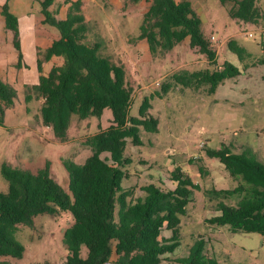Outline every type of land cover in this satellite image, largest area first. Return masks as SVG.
I'll return each instance as SVG.
<instances>
[{
  "label": "trees",
  "instance_id": "trees-1",
  "mask_svg": "<svg viewBox=\"0 0 264 264\" xmlns=\"http://www.w3.org/2000/svg\"><path fill=\"white\" fill-rule=\"evenodd\" d=\"M220 1L232 2L228 10L233 18L256 21L262 16L258 0ZM39 2L42 22L56 27L59 33L37 58L40 74L35 88L43 100V124L65 140L73 115L79 119L100 118L108 107L113 117L109 126L86 137L91 152L82 161L62 159L68 171V189L52 175L50 161L36 171L2 163L8 188L0 190V255H23L25 245L17 237L20 224H33L38 214L70 211L73 222L64 230L68 254L62 264H109L114 252L127 256L124 262L116 261L117 264H162L163 255L174 252L181 243V215L192 200L190 191L181 185L201 188V184L177 165L171 178L180 182L174 187L150 181L142 186L143 194H136V184H123L131 162L126 145L129 141L143 143L142 128L158 131L159 118L150 112L153 96L163 97L177 86L214 93L220 83L238 76L242 69L225 60L213 69L174 71L162 81L160 90L143 98L139 114L133 115L130 110L134 88L127 78L125 64L102 52L103 39L89 40L90 25L83 12V0H64L68 4L64 16H60L62 4L52 6L56 0ZM10 3L11 0H5L0 13L13 33L17 66H21L24 54L19 16ZM187 37L191 48H197L209 61H217V50L203 29L202 17L192 0H151L138 34V38L148 40L151 52H166ZM227 45L242 61L244 69L254 62L264 63V40L260 56L253 61H248L253 57L252 51L235 38H230ZM55 55L63 58L62 63L52 65L45 73L43 61ZM17 95L15 85L0 77V124H4L5 111L15 103ZM31 97V93L25 96L27 101ZM206 151L218 157L238 180L233 187L204 189L210 199H218L220 213L210 218V222L229 225L234 231L264 234V161L251 147L240 153L225 145L207 146ZM199 170L201 176L209 172L203 163ZM206 245L205 236L199 235L188 254L175 260L181 264H217L207 254ZM0 264L7 263L0 260Z\"/></svg>",
  "mask_w": 264,
  "mask_h": 264
},
{
  "label": "rangeland",
  "instance_id": "rangeland-1",
  "mask_svg": "<svg viewBox=\"0 0 264 264\" xmlns=\"http://www.w3.org/2000/svg\"><path fill=\"white\" fill-rule=\"evenodd\" d=\"M16 1L28 3V0ZM150 1L83 0L82 5L90 25L89 40L103 39L106 46H102V52L125 64L127 78L134 88L131 114L138 115L143 98L160 90L162 81L179 69H213L229 60L241 67L242 72L236 77L225 79L214 93H207L205 89L177 86L163 97L153 96L150 112L159 118V129L147 131L142 128L143 143H127L126 152L131 162L127 165L129 176L124 178L123 184H136L138 195L144 193L142 186L150 181L174 187L180 182L171 178L172 170L177 165L194 182L201 184V188L190 184L181 185L190 191L192 200L181 215V243L174 252L163 255L162 264H181L175 258L188 254L190 245L199 235L207 239V254L217 264H264V234L257 231H234L229 225L210 222V218L220 213L217 209L218 199H210L204 190L212 186L233 187L238 183L237 178L229 173L218 157L207 153V146L220 148L225 145L237 153L251 147L258 149L259 155H264V63L254 62L244 69L242 61L227 45L230 38H235L252 51L253 57L248 58V61L260 56L261 42L264 40V0L257 1L262 16L256 21L231 17L228 7L232 2L223 4L220 0H194L196 10L203 18L204 31L208 36L214 34L217 38L212 42L218 54L216 62L209 61L197 48H191L189 37L166 52L153 54L150 50L145 56L146 50L141 46L138 34ZM31 3V23L26 27L36 31L38 46L37 51H34L31 47L34 44L25 45L27 52L23 61L29 62L25 64L28 67L26 72L29 83L22 82V65L10 63L5 71L18 85V95L15 109H9L4 124H0V190L8 188V180L1 170L4 161L35 171L50 161L52 175L68 189V171L62 159L70 157L82 161L91 152L86 137L109 126L113 116L79 119L73 115L65 140L56 137L52 128L43 124V100L37 94L36 83L33 82L36 72L32 68L37 66L38 56H42L39 52H43L55 39L58 30L42 22L40 2L31 0ZM58 3L62 4L60 16H64L68 4L64 0H56L52 6ZM3 25L0 19V30ZM249 31L254 34L249 35ZM3 36L0 35L1 45L7 41L6 36ZM62 61L63 58L56 55L45 59L43 71L48 72L52 65ZM27 93L32 94L28 101L25 98ZM20 109H28L32 127L28 114ZM31 128L29 136L22 141L21 132ZM191 158L196 160L191 161ZM201 163L209 171L204 176H201L199 170ZM72 222L70 211H61L55 215L38 214L33 224L19 225L17 237L25 245L23 255H0V260L7 264H40L44 261L62 264L68 254L63 241L64 230ZM126 258V255L114 252L109 264L124 262Z\"/></svg>",
  "mask_w": 264,
  "mask_h": 264
},
{
  "label": "crops",
  "instance_id": "crops-1",
  "mask_svg": "<svg viewBox=\"0 0 264 264\" xmlns=\"http://www.w3.org/2000/svg\"><path fill=\"white\" fill-rule=\"evenodd\" d=\"M4 2H5V0H0V8H1V5ZM24 2L25 1L17 2L16 0H11L10 5H11L12 10L14 12H16L17 15L19 16L20 38H21L22 51H23V54H26V52H27L26 48H25L26 43H28L29 45L34 44L35 46L31 45V47H32V49H34V51H37V46H38L37 43L38 42L36 41V39L38 38V35H37L36 31H34V29L26 27L27 25H30V23H31V18L32 17H31L30 14L32 12L31 11L32 3H31V0H28V3H26V4ZM192 2H193V5L195 7L194 0H192ZM40 17L43 18V16H40ZM0 19L4 22V25H3V27L0 30V32H1L0 35L6 36V40H7L2 45L0 43V54H2V56L0 57V77L3 78L4 80L9 81L10 83L14 84L15 87L17 88L18 85L13 81V79L11 77L6 75L7 72H5V71H6L7 66L9 67L10 63L12 65L15 64L17 66L18 51H17V49L15 48V46L13 44V33H12L11 30H9L5 26V17H4V15L2 13H0ZM5 29H7V30H5ZM4 31H6V32H4ZM57 35H58V33H57ZM57 35L55 34L54 38H56ZM140 41H141V43H140L141 46H143V48H145V50H146V52H144V55L147 56V52L150 51L148 40L146 38H141ZM33 46H34V48H33ZM104 46H106V43L103 44V47ZM36 62H37V60H36ZM26 63H29V62H26ZM26 63L22 60L21 73H22V82H23V84L29 83L28 82L29 80H28L27 72H26V69L28 67H26V65H25ZM195 68H200V67H195ZM32 69L35 70L34 72H36L35 76H34L35 79L33 80V82L37 83L38 79H39L40 71L37 70V66L36 67L33 66ZM9 109L11 111H13L15 109L14 104L6 109L4 120L6 118V113L8 112ZM20 111L26 113V115L29 112L28 109H23V110L20 109ZM104 115H107V117H111L112 116V110L110 108H108V107L105 108V110H104V112H103V114H102V116L100 118H102ZM27 116L30 118L29 122L31 123L32 122V120H31L32 118H31L30 114H28ZM30 126L32 127L33 123H31ZM31 130H32V128L30 130L28 129V130L22 131V132H24L23 135H22V132H21L22 141H23V139H26L29 136L28 132L31 131ZM27 149H28V146H27ZM257 150L253 149V151L256 153L258 158H260L262 161H264V155L261 154V151H260L261 155H259Z\"/></svg>",
  "mask_w": 264,
  "mask_h": 264
},
{
  "label": "built area",
  "instance_id": "built-area-1",
  "mask_svg": "<svg viewBox=\"0 0 264 264\" xmlns=\"http://www.w3.org/2000/svg\"><path fill=\"white\" fill-rule=\"evenodd\" d=\"M254 34V32L253 31H249V35H253ZM210 40H211V42H215L216 40H217V38H216V36L214 35V34H212L211 36H210Z\"/></svg>",
  "mask_w": 264,
  "mask_h": 264
}]
</instances>
